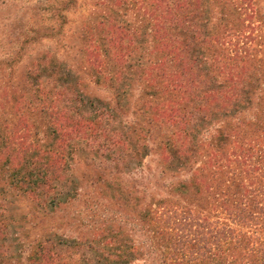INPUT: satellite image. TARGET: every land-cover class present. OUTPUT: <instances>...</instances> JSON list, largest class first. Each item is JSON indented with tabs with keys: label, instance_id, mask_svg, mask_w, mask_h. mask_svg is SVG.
Segmentation results:
<instances>
[{
	"label": "trees",
	"instance_id": "trees-1",
	"mask_svg": "<svg viewBox=\"0 0 264 264\" xmlns=\"http://www.w3.org/2000/svg\"><path fill=\"white\" fill-rule=\"evenodd\" d=\"M57 3L49 6V20L53 23L32 26L29 36L25 34L20 41L16 54L9 55L8 65L20 61L27 44L42 42L41 39L60 43L68 36H76L75 31L65 33L64 29L71 20L67 12L76 7L77 0H57ZM158 6L164 14L149 12L145 20L153 40L152 50L145 54L154 55L143 65L146 98L140 110L146 125L140 129L129 127L125 132L107 126L113 114L111 106L83 97L71 68L50 52H42L24 66L17 86L11 88L10 82L0 81L2 111L12 104L17 116L10 135H6L7 123L0 124V178H6L11 190L46 205L61 193V188L73 184L64 179L65 154L71 152L76 141L96 151L105 150L115 160L124 159L122 154L127 151L130 160L141 163L139 159L148 148L144 132L148 134L152 127H157L161 132L157 133L161 137V165L196 162L188 181L180 180L166 196L147 202L139 211L142 221L155 231L153 246L161 249L162 262L264 264V85L257 90V101L252 96L257 82L264 81V20H258L248 31V26L240 28L236 21L227 20L231 25L225 22L223 27L228 30L207 38L209 48L219 49L208 58L201 52L204 42L198 41L201 27L190 19L194 13L190 1L177 0L174 10L160 3L154 9ZM250 7L254 13L252 4ZM250 18L253 23V17ZM86 22L90 24V20ZM88 24L82 26L78 36L82 52H86L85 63L96 74L116 84L120 71L108 69L105 63L111 49L116 67L124 62L121 26L111 19L98 20L95 29ZM191 27L195 31L187 36ZM177 29L185 34L178 35ZM97 30L106 32L110 44L103 48L102 57L98 51L101 44H95ZM130 36L126 34L127 38ZM132 44L129 41L125 54L131 53ZM225 49L233 55L226 54ZM189 51L200 53H190V57ZM255 52L262 53V57L257 59ZM202 57H206L203 63L199 61ZM195 61L208 66L198 70ZM253 105V118H247L244 112ZM31 113L46 114L51 133L59 136L54 147L44 146L33 138L36 135L32 133L35 125L29 120ZM229 118L235 120L228 122ZM216 119L218 124L207 130V122ZM203 126L206 131H199ZM20 128L23 130L15 134ZM4 191L3 186L0 195ZM174 194L188 195L195 207L174 202L170 198ZM3 199L0 198V258L9 250ZM61 243L43 238L30 251V260L35 264H94L100 263L102 257L109 258L97 251L94 255L83 251L75 260L66 261ZM76 245L77 249L82 246ZM89 246L94 245L91 242ZM128 249L122 246L117 257L126 260L138 248L133 245Z\"/></svg>",
	"mask_w": 264,
	"mask_h": 264
},
{
	"label": "rangeland",
	"instance_id": "rangeland-1",
	"mask_svg": "<svg viewBox=\"0 0 264 264\" xmlns=\"http://www.w3.org/2000/svg\"><path fill=\"white\" fill-rule=\"evenodd\" d=\"M189 1L190 9L194 10L190 19L193 18L192 24L201 27V37L198 41L204 42L201 52L203 51V55L208 58L219 49L216 46L209 48L206 44L207 38L211 34L228 30L229 28L223 27L227 20L236 21L240 28L248 26L247 31L251 26H256L258 20H264V0ZM157 3L172 7L174 10L177 0H122L121 2L77 0L75 10L67 12V17L71 20L64 29L65 33L66 30L68 33L75 31L76 36H68L60 43L55 39H41L42 42L27 44L21 51L20 61L8 65L7 61L11 58L9 55L16 54L20 41L25 34L28 33L29 36L31 32L29 33L28 30L32 26L53 23L49 20L51 15L49 6L58 3L57 0H0V81L10 82L8 85L11 88L17 86L18 77L24 66L38 54L50 52L61 60L65 67L71 68L73 78L79 82L83 97L111 106L113 114L107 126L123 132L128 131L129 127L140 129L142 125H146L143 110H140L143 106L141 102L146 98V84L142 78L143 65L147 64L149 58L154 57L145 54L153 47L151 30L145 20L149 12L155 15L162 12L160 6L154 9ZM194 4L197 7H194ZM251 4L254 13L250 10ZM250 16L253 17V23ZM37 19V22H40L38 24L35 23ZM101 19L105 21L111 19L121 26L119 31L123 37L124 62L118 63L116 67L117 62L112 56L113 49H111V55L105 63L108 69L115 68L120 71L116 84H111L96 74L92 66L86 65V52H82L83 45L78 40L79 31L82 26L88 24L87 20H90L88 25L95 29L98 20ZM194 31L191 27L187 36H191ZM96 32L95 44H101L102 49L98 51L101 53L99 57H102L103 48L110 47L108 35L102 30ZM176 32L178 35L185 34L182 29H177ZM176 32L173 31V34ZM126 34L131 36L127 38ZM129 41L133 44L129 46L131 53L127 55L125 47ZM225 51L226 54L233 55L230 50L225 49ZM190 53L198 54L200 51H189L188 56L192 57ZM254 54L257 59L263 55L259 52ZM222 56L225 54L222 53ZM205 58L202 57L203 60L199 58V61L203 63L206 61ZM195 64L198 70L208 66V64H198L196 61ZM202 78H205L204 73ZM263 85L264 81L260 79L252 95L255 96L256 101V96L259 94L257 90ZM19 91L20 88L17 90V97ZM11 105L6 106L4 112L0 106V124L7 123L6 135H10L17 122V116ZM254 111L255 105L244 114L247 118H253ZM45 116L46 114L35 116L33 113L29 115V120L35 125L31 132L36 135L33 138H37L44 146L54 147L59 136L51 133L52 129L47 126ZM216 120L207 122V130H212L218 124L219 119ZM234 120L235 118H229L227 121ZM204 127L199 131H206ZM22 130L20 128L15 134H19ZM144 133L148 148L145 149L144 156L139 159L141 163L136 159L130 160L127 151L122 154L124 159L115 160L104 149V151H96V148H89L85 143L76 141L77 144L73 149L71 148V152L65 154L67 163L64 179H68L73 184L61 188V193L46 205H39L17 190H11L5 183L6 178H0V189L4 186L6 190L1 193L0 198H4L2 202L7 218L6 241L9 246V250L0 258V263L35 264L32 259L30 260V251L34 250L43 238L49 237L63 243L61 246L66 261L75 260L83 251L89 255H94L97 251L101 256H109V258L105 260L102 257L100 263L94 264H164L160 254L161 249L153 246L155 231L149 223L142 221L139 211L147 202H156L160 197L166 196L173 185L180 180L188 181L190 170L196 166V162L190 163L191 160L185 165L174 162L172 166L164 167L161 165L159 143L161 137L157 135V133L161 134L160 130L152 127L150 133ZM130 152L132 155L133 149ZM170 198L179 204L195 207V202L191 201L188 195L174 194ZM57 200H60L59 204ZM89 242L94 246L90 247ZM76 243L82 245L80 249H77ZM124 245L125 249L133 245L138 248L126 260L117 257L118 250Z\"/></svg>",
	"mask_w": 264,
	"mask_h": 264
}]
</instances>
